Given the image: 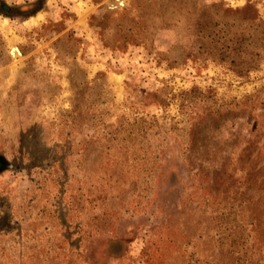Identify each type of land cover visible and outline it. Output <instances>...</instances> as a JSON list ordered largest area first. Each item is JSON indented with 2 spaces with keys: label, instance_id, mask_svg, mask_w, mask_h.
<instances>
[{
  "label": "rangeland",
  "instance_id": "rangeland-1",
  "mask_svg": "<svg viewBox=\"0 0 264 264\" xmlns=\"http://www.w3.org/2000/svg\"><path fill=\"white\" fill-rule=\"evenodd\" d=\"M0 264H264V0H0Z\"/></svg>",
  "mask_w": 264,
  "mask_h": 264
}]
</instances>
